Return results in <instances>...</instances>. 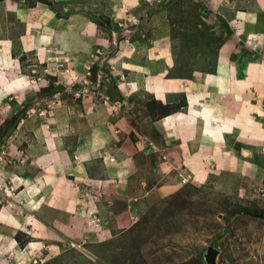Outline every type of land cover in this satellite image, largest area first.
Listing matches in <instances>:
<instances>
[{"label":"rangeland","instance_id":"1","mask_svg":"<svg viewBox=\"0 0 264 264\" xmlns=\"http://www.w3.org/2000/svg\"><path fill=\"white\" fill-rule=\"evenodd\" d=\"M2 1L0 264H210L209 247L216 251L212 264H264V146L239 152L258 166L248 176L260 173L259 186L248 195L209 189L213 174L203 182L162 174L160 158L145 143L138 150L135 141L176 105L163 107L125 84L134 70L142 82L144 64L152 65L151 72L169 69L171 76L208 72L224 43L237 76L248 61L264 63V0H104L97 6L80 1L76 8L23 0L22 9L40 3L48 11L46 17L35 12L42 26L72 8L97 28L98 43L82 58L58 53L51 61L20 44L12 48L26 24L18 23L21 11L6 14ZM125 55L139 69L116 61ZM262 91L264 103V84ZM93 130L106 139L102 155L82 158L79 142ZM112 167L125 173L103 185ZM237 173L223 181L239 184ZM124 194L136 207L126 206ZM145 198L152 199L150 205ZM87 199L94 203H81ZM79 211L87 227L71 218H80ZM105 217L118 230L102 235Z\"/></svg>","mask_w":264,"mask_h":264},{"label":"crops","instance_id":"2","mask_svg":"<svg viewBox=\"0 0 264 264\" xmlns=\"http://www.w3.org/2000/svg\"><path fill=\"white\" fill-rule=\"evenodd\" d=\"M22 1H2L6 8V14L17 16L21 11L23 15L17 16L18 23L26 24L22 36L11 42L14 44L12 48L18 50L20 44L26 51L40 56V60L44 61L47 58L48 61H51L52 57L55 58L58 53H68L69 55L77 53L76 55L82 58L98 43V37L94 36L97 32L94 22L88 16L82 15L80 11L66 8L63 10L62 17H53L52 25H49L50 22H48L42 26L34 19L35 12L40 10L39 13L46 17L48 11L42 9L40 3L22 9V6H18L23 3ZM60 1L63 0H54L53 2L64 3L65 6L71 5L76 8L75 6L80 1L87 4L93 3L97 6V3H103L104 0H75L77 2L67 0L66 3ZM73 3L76 4L73 6ZM95 13V11L92 12V14ZM36 28H41L40 32L31 31ZM100 40L102 39L100 38ZM229 48L227 43L217 48L212 70L208 72L193 71L187 77L171 76L168 73L169 69L165 70L166 68L151 72L152 65L144 64L143 74L139 73L142 76L140 84L133 69L135 67L139 69V67L134 66V61L128 60L129 55H125L126 58L120 56L116 61L125 68L134 70L130 71L127 78L129 81L125 83L130 89L133 88L132 91H143L163 107L176 105L173 112L164 114L150 122V130L143 134L141 140L135 141L136 148L139 150L142 143L147 144L148 150L154 153L156 158H160L162 174L177 173L183 178L185 175L197 182H203L213 174V182L212 185H208L209 189L220 192L222 195L238 191H243L248 195L251 194L252 189L259 186L260 173L257 172L254 178L248 176V172L258 169V166L254 162L248 163L242 160L239 152L248 154L250 153L248 148L254 151L255 147L264 146V127L261 120L264 103L260 99L262 96L260 91L263 92L264 84V63L248 61L243 67L242 75L237 76ZM146 68L151 70H146ZM83 99L82 104L84 102L86 104L87 99ZM178 100L182 102L179 105L176 104ZM88 107L85 106V108ZM105 140L103 134L98 130L87 132L79 142V156L82 158L99 157L102 155L101 147L105 144ZM257 151L255 150V152ZM113 162L114 160L109 161V163ZM111 170L108 178L100 183L106 185L116 179H121L122 174L125 173L117 167H112ZM236 173L239 184L232 185L223 181L225 176H232ZM121 183L120 180L117 187L122 186ZM122 197L126 206L136 207L134 203H131L132 199L129 196ZM151 200L145 198L144 205H150ZM81 203L90 206L94 202L87 199ZM77 215L80 218L70 217L86 226V215L81 217L80 211ZM130 218L127 217L124 221L130 220ZM124 221L118 219L117 224H124ZM115 222L109 217H105L99 226L102 235L106 232L111 233L115 229L118 230ZM261 252L263 256V248ZM88 255L91 257L92 253L89 252Z\"/></svg>","mask_w":264,"mask_h":264},{"label":"water","instance_id":"3","mask_svg":"<svg viewBox=\"0 0 264 264\" xmlns=\"http://www.w3.org/2000/svg\"><path fill=\"white\" fill-rule=\"evenodd\" d=\"M215 254H216V251L213 248L209 247L207 249V253L205 255L206 261L209 262L210 264H212L213 263V257L215 256Z\"/></svg>","mask_w":264,"mask_h":264},{"label":"built area","instance_id":"4","mask_svg":"<svg viewBox=\"0 0 264 264\" xmlns=\"http://www.w3.org/2000/svg\"><path fill=\"white\" fill-rule=\"evenodd\" d=\"M110 161L112 162L113 159H110ZM182 182H183V181H182ZM262 194H263V195H262ZM261 196H264V193H261ZM89 214H90V212H89ZM90 215H91V214H90ZM94 223H95L94 219L91 218L90 224H94Z\"/></svg>","mask_w":264,"mask_h":264},{"label":"bare ground","instance_id":"5","mask_svg":"<svg viewBox=\"0 0 264 264\" xmlns=\"http://www.w3.org/2000/svg\"><path fill=\"white\" fill-rule=\"evenodd\" d=\"M217 139V138H216Z\"/></svg>","mask_w":264,"mask_h":264}]
</instances>
